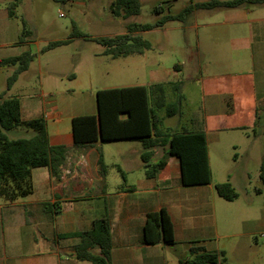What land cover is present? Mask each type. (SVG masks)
Returning a JSON list of instances; mask_svg holds the SVG:
<instances>
[{
  "label": "crops",
  "instance_id": "crops-1",
  "mask_svg": "<svg viewBox=\"0 0 264 264\" xmlns=\"http://www.w3.org/2000/svg\"><path fill=\"white\" fill-rule=\"evenodd\" d=\"M0 1V59L30 51L31 44H37L40 54L51 41L40 47L41 41H34L31 35L29 41L19 43L22 21L35 30L26 8L34 0H19L14 15L8 12L12 0ZM138 1L141 7L151 10L170 2V12L177 14L187 5L212 0ZM177 23L176 30L192 29L197 34L188 68L197 66L198 74L188 81H200L203 110L189 121L181 115L171 122L166 120L165 125L204 133L211 183L183 185L180 161L168 153V147L153 149L152 162L162 166L153 178H147L139 141L74 145L71 120L96 115L98 89H70L60 102L56 93L45 95L41 90L36 94L28 83H21L35 61L38 74H42L41 58L35 53L28 69L19 74L5 97L19 99L22 120L42 118L49 145L65 148V154L58 165L53 164V169H32L31 194L14 202L0 197V264H89L75 258L73 247L78 239L62 236L90 230L94 220L103 216L110 220L111 264H182L191 258L190 251L195 247L223 252L225 261L219 264H264V184L259 179V165L264 157V3L231 9L195 8L185 21ZM77 38L80 37L69 43ZM152 48L151 44L149 50ZM149 50L141 55L146 58ZM242 63H249L250 69ZM186 64L175 65L167 77H161L158 67L152 71L157 79L127 86L176 80V72L184 70ZM235 64L242 67L227 71ZM7 67L11 74L17 68ZM77 77L70 75L71 82H76ZM185 81L183 78V85ZM19 82L14 94L9 95ZM182 94L184 98L183 86ZM242 130H251L252 136L234 141L231 135ZM27 133L28 137L33 135L32 131ZM238 148L241 154H233L232 165H227L230 150ZM219 153L225 160L214 171L213 156ZM242 155L258 162L254 182L247 168L236 170ZM225 181L237 193L233 201L224 200L215 191V185ZM162 208L170 216L175 243L147 245L143 241L146 215Z\"/></svg>",
  "mask_w": 264,
  "mask_h": 264
},
{
  "label": "trees",
  "instance_id": "trees-1",
  "mask_svg": "<svg viewBox=\"0 0 264 264\" xmlns=\"http://www.w3.org/2000/svg\"><path fill=\"white\" fill-rule=\"evenodd\" d=\"M18 3L19 0L11 1L8 6L10 15H14L13 11ZM169 3L163 2L164 7L152 9L158 16L154 23H127L124 33L111 37H90L73 26L69 38L51 41L40 52L45 53L67 45L71 39L80 37L101 45L104 48L102 54L113 59L141 55L151 48V44L140 32L163 27L168 22L185 21L195 8L231 9L246 4H261L264 0H212L187 5L177 14L170 12ZM140 10L138 0H112L109 5L112 16L122 20L139 15ZM21 23L19 43H24L29 41L32 33L26 27L25 21ZM33 58L34 54L25 51L17 56L0 59V67H17L8 77L5 91L0 93V197L7 202H14L33 192L32 169L44 166L53 169V164L58 165L65 154V148L49 145L46 123L42 118L22 120L19 99L5 97L19 74L28 69ZM182 86L183 81L176 79L149 86L97 90L96 115L78 116L71 120L74 145L121 140L139 141L143 147L141 160L147 178H153L162 166L161 163L152 162L153 149L168 147V153L180 161L183 185L211 183L204 133L165 125L166 120L182 115ZM16 128L30 130L33 135L9 138L7 132ZM99 163L103 166L101 160ZM259 179L264 184V157L259 165ZM215 191L226 201L237 198V193L229 181L216 184ZM62 237L78 239V243L73 247L78 261L111 264L110 220L107 216L94 220L90 230L65 234ZM143 241L147 245L175 243L173 225L164 208L146 215ZM190 252L191 258L182 264H219L225 261L223 252L207 251L203 247L192 248Z\"/></svg>",
  "mask_w": 264,
  "mask_h": 264
},
{
  "label": "rangeland",
  "instance_id": "rangeland-1",
  "mask_svg": "<svg viewBox=\"0 0 264 264\" xmlns=\"http://www.w3.org/2000/svg\"><path fill=\"white\" fill-rule=\"evenodd\" d=\"M111 0H34L28 5L27 14L35 25V30L28 28L34 41H45L67 39L73 26L80 32L90 37H111L125 32L127 23H154L158 16L147 7H141L137 16L128 19L113 17L109 11ZM3 3L0 1V8ZM84 13H81V12ZM88 11V12H86ZM60 13H63L61 16ZM23 14V13H22ZM177 22L168 23L164 28L155 32L145 33L143 38L150 41L152 49L147 53V57L142 55H131L128 57L113 59L102 54L103 47L97 43L77 38L72 43L57 47L46 53L37 52V44L30 45V51L39 55L41 58V76L38 74V62L32 65L31 72L28 73L21 83H28L35 89L36 94L40 91L46 95L56 93L58 102L66 98L65 94L70 89L87 92L94 89H108L125 87L127 85L150 83L157 79L152 71H161V77H167L175 69V65L186 62L184 70H178L177 77L183 81L184 102H182V118L189 121L195 115L202 114L203 94L201 83L198 79L188 81L189 77H195L197 66L192 65L188 68L191 60L192 49L197 43V34L190 29L187 32L176 30ZM41 49V48H40ZM10 52L11 48H6ZM8 55V54H7ZM250 69L249 63H242ZM242 65L235 64L227 71H237ZM8 67H0V92L5 91L6 78L11 75ZM204 70V68L202 67ZM225 70V72H226ZM166 72V73H165ZM207 72L203 73L206 75ZM77 75L76 82H71L70 75ZM172 77V76H170ZM15 85L11 92L14 94L16 88L21 84ZM9 91V90H8ZM42 98V97H41ZM44 98V97H43ZM45 99V98H44ZM169 119L168 122H171ZM176 120V119H174ZM173 120V121H174ZM30 130L24 128L13 129L7 132L9 138L28 137ZM252 136L251 130L239 131L231 135L234 141L245 140L247 136ZM235 153L241 154V150L231 149L227 155V165H232L231 156ZM213 162L215 170L224 163L225 158L221 154L214 155ZM217 166V168H216ZM247 168L252 173L251 182L256 180L258 172V162L254 157L242 155L236 170ZM261 200V199H259ZM256 206H253L255 209Z\"/></svg>",
  "mask_w": 264,
  "mask_h": 264
},
{
  "label": "built area",
  "instance_id": "built-area-1",
  "mask_svg": "<svg viewBox=\"0 0 264 264\" xmlns=\"http://www.w3.org/2000/svg\"><path fill=\"white\" fill-rule=\"evenodd\" d=\"M62 16V14H60Z\"/></svg>",
  "mask_w": 264,
  "mask_h": 264
}]
</instances>
